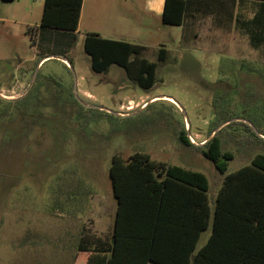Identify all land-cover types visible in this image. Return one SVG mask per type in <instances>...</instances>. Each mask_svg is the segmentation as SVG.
<instances>
[{
	"label": "rangeland",
	"instance_id": "1",
	"mask_svg": "<svg viewBox=\"0 0 264 264\" xmlns=\"http://www.w3.org/2000/svg\"><path fill=\"white\" fill-rule=\"evenodd\" d=\"M244 2L229 8V28L204 17L186 43L182 27L154 19V35L169 50L165 61L156 60L151 43L127 68L113 63L95 72L83 49V19L94 0H84L75 31L40 26L44 0H0V264H72L81 234L109 237L113 155L140 152L201 172L212 200L223 174L198 146L222 124L213 96L223 95L233 123L215 133L233 155L225 173L264 154V141L234 123L252 117L264 133V39L249 41L241 20L255 3ZM141 55L156 63L149 89L136 81L133 63ZM182 132L195 144L184 145Z\"/></svg>",
	"mask_w": 264,
	"mask_h": 264
},
{
	"label": "trees",
	"instance_id": "2",
	"mask_svg": "<svg viewBox=\"0 0 264 264\" xmlns=\"http://www.w3.org/2000/svg\"><path fill=\"white\" fill-rule=\"evenodd\" d=\"M244 1L248 0H229V8L232 11ZM251 1L256 10L250 19L243 18L241 25L253 44L264 39V0ZM193 4L191 0H164L161 22L182 25ZM81 5L82 0H44L39 25L75 31ZM83 49L90 56L91 69L101 72L113 63L127 68L132 64L130 56L141 54L143 47L87 33ZM165 55L166 50L159 49L157 60L163 62ZM133 64L138 85L151 88L156 63L138 57ZM224 99L218 94L212 100L218 125L231 118L224 113L228 104L226 108L221 105ZM249 120L260 126L256 119ZM234 123L264 141L245 122ZM260 130L258 133L264 135ZM179 140L193 145L183 132ZM198 147L223 174L212 200L208 179L201 172L167 165L140 152L127 159L113 155L108 175L116 209L110 235L81 234L72 264H264V154L257 153L248 164L225 173L233 155L221 150L217 134ZM209 224L210 234L197 248L199 236Z\"/></svg>",
	"mask_w": 264,
	"mask_h": 264
},
{
	"label": "crops",
	"instance_id": "3",
	"mask_svg": "<svg viewBox=\"0 0 264 264\" xmlns=\"http://www.w3.org/2000/svg\"><path fill=\"white\" fill-rule=\"evenodd\" d=\"M191 1H195V4L192 5L190 10L188 8L190 15H187V13L183 24L180 25L182 27V38L180 41L186 43L192 37V34L195 36L194 28L198 26L199 20L204 17H210L215 27L229 28V0ZM246 2L252 1L248 0ZM244 3L242 2V4ZM163 4L164 0H125V2L120 0H94L93 5L88 9L87 19H83L84 30L86 33H96L106 39L121 40L141 45L143 47L141 54L152 49L149 45L154 43L156 47H154L153 51L156 50V60L161 48L166 50V60L169 50L164 47L166 46L165 38L154 35L155 32L151 28L152 20L158 19L161 22ZM200 6L203 8L202 10L199 9ZM83 7L84 0H82L78 26L81 25ZM255 10L256 5L251 16L246 19H250ZM139 58L146 59L145 55H141ZM165 99V101L172 104L175 103L170 98L165 97ZM128 103H132V101L130 100ZM130 107L131 104L127 106V108Z\"/></svg>",
	"mask_w": 264,
	"mask_h": 264
},
{
	"label": "water",
	"instance_id": "4",
	"mask_svg": "<svg viewBox=\"0 0 264 264\" xmlns=\"http://www.w3.org/2000/svg\"><path fill=\"white\" fill-rule=\"evenodd\" d=\"M237 120H238L237 118H234L232 121H237ZM229 122H230V121H226V122L222 123L217 129L214 130L213 135L218 131V129H219L220 127H222L223 125L228 124ZM242 122H245L246 124H248V125L251 127V129L253 130V132H254L256 135H258V136L261 137V138H264V136L260 135V134L256 131L255 127H254V126H253L248 120H242ZM201 144H203V142L200 143V145H201Z\"/></svg>",
	"mask_w": 264,
	"mask_h": 264
},
{
	"label": "built area",
	"instance_id": "5",
	"mask_svg": "<svg viewBox=\"0 0 264 264\" xmlns=\"http://www.w3.org/2000/svg\"><path fill=\"white\" fill-rule=\"evenodd\" d=\"M188 139L192 142V143H194V140L190 137V136H188ZM195 144V143H194Z\"/></svg>",
	"mask_w": 264,
	"mask_h": 264
}]
</instances>
